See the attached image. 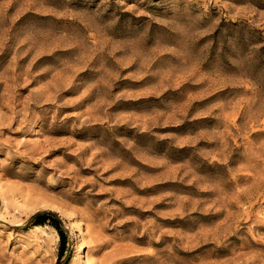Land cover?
<instances>
[{
    "label": "rangeland",
    "instance_id": "rangeland-1",
    "mask_svg": "<svg viewBox=\"0 0 264 264\" xmlns=\"http://www.w3.org/2000/svg\"><path fill=\"white\" fill-rule=\"evenodd\" d=\"M0 264H264V0H0Z\"/></svg>",
    "mask_w": 264,
    "mask_h": 264
},
{
    "label": "trees",
    "instance_id": "trees-1",
    "mask_svg": "<svg viewBox=\"0 0 264 264\" xmlns=\"http://www.w3.org/2000/svg\"><path fill=\"white\" fill-rule=\"evenodd\" d=\"M32 218L37 219L35 220L36 222L34 223H43L46 220H49V222L57 230V234L59 235V249H58L57 260L60 261V258L62 257L66 249L67 235L65 231L63 230V228L61 227V223L59 219L56 217L55 212L51 211L50 209H43V210L35 212Z\"/></svg>",
    "mask_w": 264,
    "mask_h": 264
},
{
    "label": "bare ground",
    "instance_id": "bare-ground-1",
    "mask_svg": "<svg viewBox=\"0 0 264 264\" xmlns=\"http://www.w3.org/2000/svg\"><path fill=\"white\" fill-rule=\"evenodd\" d=\"M82 262V261H81Z\"/></svg>",
    "mask_w": 264,
    "mask_h": 264
}]
</instances>
